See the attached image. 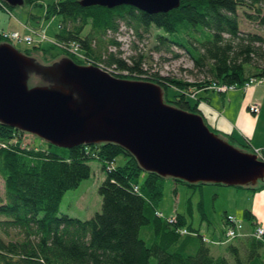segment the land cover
Masks as SVG:
<instances>
[{
  "label": "trees",
  "instance_id": "16d2710c",
  "mask_svg": "<svg viewBox=\"0 0 264 264\" xmlns=\"http://www.w3.org/2000/svg\"><path fill=\"white\" fill-rule=\"evenodd\" d=\"M79 1L56 0L46 8V17H60L54 41L66 48L67 56L117 78L157 83L164 90L165 101L182 110L202 115L199 104L206 99L196 94L213 84L240 86L250 78H264V37L242 32L237 18L239 8L254 9L256 14H248V19L264 28L259 9L264 0H180L177 8L154 14L129 5L107 8L82 6ZM151 27L160 31L152 51L171 53L173 47L187 51L188 42L196 53L187 52L209 79L186 82L144 69L148 54L138 48V43L145 42ZM121 34L128 37L125 56ZM0 42L6 41L0 36ZM72 45L80 59L67 50ZM34 50L46 62L59 57L39 46ZM169 88L173 90L171 97ZM209 129L234 143L218 130ZM23 135L0 124V177L4 187V198L0 199V264H150L152 258L156 264H264V242L254 236L257 225L249 210L244 211L243 221L255 227L249 234L242 230L224 245L222 254L214 255L205 237L188 225L183 215L166 217L157 209L165 179L143 171L119 145L82 144L69 149L40 140L38 145L27 146L22 143ZM120 155L125 157L123 164L114 166ZM91 159L101 162L104 173L98 187L99 211L84 220L59 213L64 193L89 177ZM173 182L190 188L203 186ZM263 188L264 182L251 190ZM226 217L224 223L229 225ZM145 227L150 231L149 243L141 237Z\"/></svg>",
  "mask_w": 264,
  "mask_h": 264
},
{
  "label": "water",
  "instance_id": "95a60500",
  "mask_svg": "<svg viewBox=\"0 0 264 264\" xmlns=\"http://www.w3.org/2000/svg\"><path fill=\"white\" fill-rule=\"evenodd\" d=\"M79 2L154 14L180 0ZM0 124L62 148L117 144L164 179L248 190L264 182V160L211 131L201 114L167 103L159 84L117 78L68 56L43 62L9 42H0Z\"/></svg>",
  "mask_w": 264,
  "mask_h": 264
},
{
  "label": "rangeland",
  "instance_id": "374dc122",
  "mask_svg": "<svg viewBox=\"0 0 264 264\" xmlns=\"http://www.w3.org/2000/svg\"><path fill=\"white\" fill-rule=\"evenodd\" d=\"M55 1L22 0L21 4L13 7L7 3L8 10L0 7V21L2 23H6L7 26H15L16 28L19 25L27 24L29 28H34L36 33L42 28L47 38L40 41L36 34H30L27 31L26 35L31 36L33 39L32 44L27 45L25 41L17 39L8 42L21 52H34V46H39L40 49L50 50L52 54L59 57L67 56L62 48L53 44L58 32L60 17H46L47 6L53 4ZM259 9H261V13L264 15V1L260 3ZM248 14L254 16L256 12L254 9L249 8H239L237 10L240 30L242 32L260 34L264 37V28L255 21L248 19ZM13 32L20 35L18 31ZM157 33H160V31L151 27L145 42L138 43V48L148 54V58L144 62V69L159 72V74L164 76H172L186 82H202L209 79L199 71L195 66L192 56L187 52L196 53V49L188 42L186 43L187 51L180 47H173L171 53L152 51L151 48L155 43ZM21 36L24 37L25 35ZM119 38L123 43L122 49L124 52H127L129 50L127 35L121 34ZM126 52L124 56L127 54ZM33 54L41 61L46 62L37 52ZM76 58L80 59V56L78 55ZM198 93L196 95H199ZM167 94L168 97H171L173 90L169 88ZM40 140V138L34 137L32 134L24 133L22 143L27 146H35L38 145L37 143ZM233 145L237 148L239 147L235 143ZM124 159L123 155L118 156L113 165L118 166L123 164ZM89 165L91 168L89 177L82 180L76 188L66 191L62 196L59 204V213H65L84 220L89 219L95 212L99 211L101 197L98 194V187L104 179V173L101 169L102 164L97 159H91ZM175 189L176 192L174 191ZM257 192H260V190L253 192L248 189L244 190L221 185H203L201 187L190 188L180 183H174L172 179L166 178L163 186V197L156 207L166 217H173L177 214L183 215L187 224L199 230L205 237L212 253L219 255L223 253L224 245L231 241V238L226 236L229 226L224 223L223 216L225 212L234 216L237 222H244L243 214L245 209H255L257 214L261 212L262 216L258 222V226L264 227V207L259 208V205L256 206L255 204ZM3 198L4 187L0 177V199L3 200ZM260 203H263V200H260ZM200 207L202 208L200 209ZM141 237L147 243L150 242V231L147 227L141 230ZM215 250H218V252ZM150 264H156L154 258L151 259Z\"/></svg>",
  "mask_w": 264,
  "mask_h": 264
},
{
  "label": "crops",
  "instance_id": "0c3cea01",
  "mask_svg": "<svg viewBox=\"0 0 264 264\" xmlns=\"http://www.w3.org/2000/svg\"><path fill=\"white\" fill-rule=\"evenodd\" d=\"M0 3L4 8H8L5 0H0ZM26 27H28L27 24L19 25L18 28L7 26L6 23L0 21V32L18 31L21 36L26 35ZM42 30L44 29L41 28L39 32ZM198 94L197 96L206 99L201 100L199 110L209 127L232 138L235 144L245 145L252 151L255 149L264 151V85L256 84L246 90L237 87L226 92L209 87L207 91L202 90ZM254 104L259 106L257 113L249 110ZM257 193L255 204L259 205V208L264 207V188ZM260 200H263V203H260ZM245 210L252 213L255 225L258 226V222L262 218L261 212L257 214L255 209ZM224 215L231 214L225 212ZM242 223L244 234H249L255 227H250L245 222ZM215 251L218 252V250Z\"/></svg>",
  "mask_w": 264,
  "mask_h": 264
},
{
  "label": "built area",
  "instance_id": "2783aa9c",
  "mask_svg": "<svg viewBox=\"0 0 264 264\" xmlns=\"http://www.w3.org/2000/svg\"><path fill=\"white\" fill-rule=\"evenodd\" d=\"M0 6L2 8H4V6H2V4L0 3ZM5 10H7L6 8H4ZM27 31L30 34H36L39 38L40 41L46 40V35L44 33V30L40 31V32H35L36 30H34L33 28H29L26 27ZM0 36L4 39V40H13V39H17L19 41L23 40L26 42L27 45H30L33 43V39L31 36L29 35H25L24 37L20 36L17 33L14 32H0ZM53 44L56 45L59 48H62V50H66V48L62 47L61 45H58L55 41H53ZM70 53L75 54V56L78 57V55L81 57V55L79 54L77 47L76 46H70L69 49H67ZM256 84H262L264 85V78H250L247 81H245L242 85H236V84H232V85H225V84H213L210 88H215L220 92H226L228 90H232L235 89L237 87H241L244 90H246L247 88H249L250 86L256 85ZM191 97H194V94H190ZM249 110L253 113H257L259 111V106L254 104L252 105ZM254 153L260 158V159H264V157L262 156V150H253ZM227 222H228V229L226 231V236L229 238H234L236 236H238L242 230H243V223L242 222H237L235 220V218L232 215H227L226 217ZM182 233H186V230H182ZM254 236L257 239H260L264 242V227H260L257 226L254 229ZM204 241H206V239L204 238Z\"/></svg>",
  "mask_w": 264,
  "mask_h": 264
}]
</instances>
